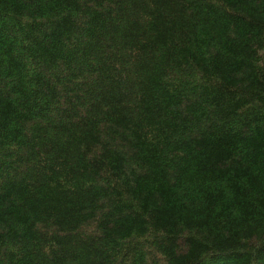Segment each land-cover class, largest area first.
Returning <instances> with one entry per match:
<instances>
[{
	"label": "trees",
	"instance_id": "1",
	"mask_svg": "<svg viewBox=\"0 0 264 264\" xmlns=\"http://www.w3.org/2000/svg\"><path fill=\"white\" fill-rule=\"evenodd\" d=\"M0 264H264V0H0Z\"/></svg>",
	"mask_w": 264,
	"mask_h": 264
}]
</instances>
